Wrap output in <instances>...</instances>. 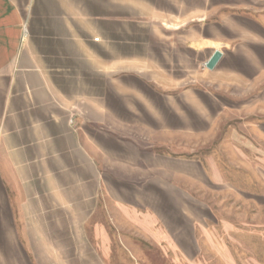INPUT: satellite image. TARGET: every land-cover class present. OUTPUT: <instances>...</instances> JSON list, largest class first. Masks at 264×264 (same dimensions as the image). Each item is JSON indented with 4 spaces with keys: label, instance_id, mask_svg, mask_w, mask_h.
<instances>
[{
    "label": "rangeland",
    "instance_id": "obj_1",
    "mask_svg": "<svg viewBox=\"0 0 264 264\" xmlns=\"http://www.w3.org/2000/svg\"><path fill=\"white\" fill-rule=\"evenodd\" d=\"M42 1L67 40L55 62L66 71L58 79L75 100L76 119L77 98L97 97L104 84L135 72L121 80L138 93L116 104L114 93L108 97L118 123L97 124L92 105L94 122L84 121L91 134L102 129L131 148L91 147L82 158L78 135L76 154L59 147L21 172L0 156L7 185L0 187V264H264V108L254 103L264 100V78L253 80L259 89L211 82L205 64L213 50L188 48L201 30L189 20L204 0ZM226 62L217 71H259L231 55ZM183 128L185 138L174 134ZM158 156L198 160L207 177L192 170L190 179L178 178L177 166L167 176L155 169ZM167 180L171 186L157 187Z\"/></svg>",
    "mask_w": 264,
    "mask_h": 264
},
{
    "label": "crops",
    "instance_id": "obj_2",
    "mask_svg": "<svg viewBox=\"0 0 264 264\" xmlns=\"http://www.w3.org/2000/svg\"><path fill=\"white\" fill-rule=\"evenodd\" d=\"M53 12L52 5H45L42 0H0V156H8L19 172L25 170L27 163L41 164L39 158L42 156L58 155L59 147L66 153H78L82 158L89 157L91 147L104 153L106 149H113L115 154L131 148V143L127 142L129 139L104 135L102 129L91 134L84 123L94 122L89 116V105L93 106V114L97 113V124L105 122L107 117L118 123L121 119L107 106L108 97L114 93L113 102L116 104L121 102L127 92L138 93V89H133L121 80L135 72H125L119 83L116 78L112 80L115 82L112 83L113 87L104 84L102 94L97 97L77 98L76 102L80 101L82 108L80 113H76L81 119H76L75 100L65 93L58 79L59 74H66V71L58 69L55 61L62 58L59 53H63L62 43L67 40L62 37L59 40V23L56 18L53 19ZM189 21L199 24L201 29L193 34L189 49L199 53L213 50L211 56L217 50L223 53V59L216 69L208 70L212 74L211 82L227 87L242 84L251 87L254 83L255 88L259 89V79L256 82L253 80L258 76L264 78V0H204V6L195 8ZM207 29H211L214 35H208ZM221 29H231L234 35L224 34ZM214 44H230L234 48L225 51L214 48ZM230 55L259 71L252 76L244 71H233L229 66L217 71L219 66L227 63ZM160 96L170 106L169 95ZM254 103L257 108H264L263 99H257ZM194 105L202 107L200 104ZM180 111L176 115L185 123L186 112L184 109ZM79 122L81 127L78 126ZM161 131L166 135L171 134L169 128H160ZM196 132L193 129L188 134L195 135ZM186 133L183 128L174 134L185 138ZM78 135L82 141L78 145L80 152L75 153V150L79 151L74 142L75 139L78 141ZM158 158L159 165L155 169L167 176L171 166H177L180 169L176 173L178 178L190 179L188 176L191 177L192 170L207 177V171L198 160L167 156ZM215 174L211 170L208 173L212 178L217 176ZM0 180V187L5 190L7 185L1 172ZM169 182L162 181L157 187L168 188L171 186ZM179 182L182 183V180Z\"/></svg>",
    "mask_w": 264,
    "mask_h": 264
},
{
    "label": "water",
    "instance_id": "obj_3",
    "mask_svg": "<svg viewBox=\"0 0 264 264\" xmlns=\"http://www.w3.org/2000/svg\"><path fill=\"white\" fill-rule=\"evenodd\" d=\"M222 59L223 53L219 50L215 51L205 64L206 69L209 71H214Z\"/></svg>",
    "mask_w": 264,
    "mask_h": 264
}]
</instances>
